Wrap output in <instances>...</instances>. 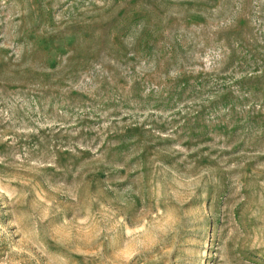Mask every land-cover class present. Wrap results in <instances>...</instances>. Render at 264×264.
Masks as SVG:
<instances>
[{
  "label": "rangeland",
  "instance_id": "1",
  "mask_svg": "<svg viewBox=\"0 0 264 264\" xmlns=\"http://www.w3.org/2000/svg\"><path fill=\"white\" fill-rule=\"evenodd\" d=\"M0 264H264V0H0Z\"/></svg>",
  "mask_w": 264,
  "mask_h": 264
}]
</instances>
